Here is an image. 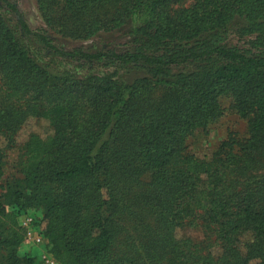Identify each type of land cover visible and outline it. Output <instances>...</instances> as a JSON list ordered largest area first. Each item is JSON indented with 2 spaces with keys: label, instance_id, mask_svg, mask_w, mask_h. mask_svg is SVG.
Listing matches in <instances>:
<instances>
[{
  "label": "trees",
  "instance_id": "trees-1",
  "mask_svg": "<svg viewBox=\"0 0 264 264\" xmlns=\"http://www.w3.org/2000/svg\"><path fill=\"white\" fill-rule=\"evenodd\" d=\"M181 1L37 0L47 26L74 39L133 21L130 48L119 52L63 49L21 17L18 35L0 12V136L7 143L0 166L28 117L49 118L55 129L24 142L23 185L16 181L0 198V264H34L16 252L25 239L17 218L34 205L44 211L58 264H145L113 254L128 209L120 186L145 173L164 196L158 218L167 230L202 209L222 247L200 259L183 249L175 264H264V0L175 6ZM230 34L250 47L228 43ZM34 39L56 55L114 71L54 75L35 57ZM123 69L144 75L128 84ZM221 96L247 120V136L223 141L209 159L186 154L187 140L222 115ZM168 243L175 254L172 234ZM4 248L11 249L5 256Z\"/></svg>",
  "mask_w": 264,
  "mask_h": 264
},
{
  "label": "rangeland",
  "instance_id": "rangeland-1",
  "mask_svg": "<svg viewBox=\"0 0 264 264\" xmlns=\"http://www.w3.org/2000/svg\"><path fill=\"white\" fill-rule=\"evenodd\" d=\"M15 5L18 15L13 13L6 2L0 1V12L6 18L8 25L20 35L18 18H22L29 28L33 31H40L49 34L55 43L66 50L83 49L86 51H108L116 52L124 51L130 48L131 36L130 29L134 24L130 21L122 28L112 30L110 32H102L92 39H74L63 36L59 32H55L47 26L37 0H8ZM191 5L193 0H182L175 6L182 4ZM28 39V36H24ZM29 45L35 50V57L46 65L54 75H63L69 72L72 76L77 73L78 76H84L88 73L100 74L114 71L113 67L104 66L103 62H84L76 61L69 58H64L61 55H56L50 50L45 49L42 44L34 39L32 42L28 40ZM228 43L237 45L240 48H249V40L239 39L236 35L230 34ZM120 78L125 83L131 84L137 78L144 75L140 70H121ZM3 89H0V100L5 96ZM156 97H160L161 91L155 93ZM219 102L223 108L222 115L212 122L206 130H200L193 134L187 140L186 154L201 159H209L213 151H215L223 141L229 138L236 137L237 139L247 136V120L239 116L232 106L231 99L221 96ZM16 109V108H14ZM36 133L43 139L52 137L55 133L52 120L43 117H28L21 125L16 135V143L14 147L6 150L5 157L0 166V198L3 197L10 185L16 181L23 185V175L20 172L23 160L22 145L32 134ZM6 135L0 136V147L6 149ZM150 173L142 175L140 181L125 180L120 186L124 193V200L128 207L120 217V234L117 237L116 249L113 254H125L127 257L134 258L137 263L145 264H175L177 259L175 256H180L183 249H187L193 256L206 257L212 254L214 257L222 254V247L216 238V233L208 227L200 216L202 209L198 210V215L186 221L182 227H175L170 232L167 230L166 224L158 218L159 210L162 207L164 199L160 191H154L150 186ZM33 207L30 214L35 215L33 227L37 232L40 229L44 236L47 227V219L44 216L43 209L38 206ZM91 213L95 210L91 208ZM91 215H87V218ZM22 216L17 218V222L21 224ZM23 230V229H22ZM24 232V231H23ZM169 234H172V239L176 244V253L171 254L168 243ZM25 235V233H24ZM248 236L246 237V239ZM184 239H190L187 244L182 243ZM49 240L44 236V241L41 243H33L27 241L26 237L21 246L16 249V252L21 256H27L34 259V264H48V256H52L49 251ZM245 247H242L243 250ZM11 249L4 248L2 254L5 256ZM53 257V256H52ZM54 258V257H53ZM175 260V261H174ZM199 262V260H198Z\"/></svg>",
  "mask_w": 264,
  "mask_h": 264
},
{
  "label": "built area",
  "instance_id": "built-area-1",
  "mask_svg": "<svg viewBox=\"0 0 264 264\" xmlns=\"http://www.w3.org/2000/svg\"><path fill=\"white\" fill-rule=\"evenodd\" d=\"M32 213V212H31ZM21 220V228L24 230L25 237L27 241H32L33 243H41L44 241V236L42 235L40 229L36 232L33 223L35 221V215H32L29 213H26L22 215ZM48 264H58V262L53 258L52 256H48L47 258Z\"/></svg>",
  "mask_w": 264,
  "mask_h": 264
}]
</instances>
